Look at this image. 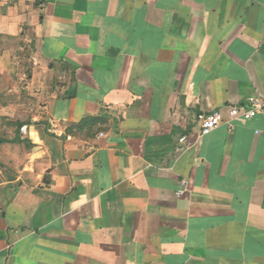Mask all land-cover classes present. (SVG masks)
<instances>
[{"label": "crops", "instance_id": "0c3cea01", "mask_svg": "<svg viewBox=\"0 0 264 264\" xmlns=\"http://www.w3.org/2000/svg\"><path fill=\"white\" fill-rule=\"evenodd\" d=\"M0 38V264H264V112L198 120L264 97V0H0Z\"/></svg>", "mask_w": 264, "mask_h": 264}, {"label": "rangeland", "instance_id": "374dc122", "mask_svg": "<svg viewBox=\"0 0 264 264\" xmlns=\"http://www.w3.org/2000/svg\"><path fill=\"white\" fill-rule=\"evenodd\" d=\"M22 44L23 49L20 51H17L15 53V60L17 61L18 64H20L23 67H29L31 64H33L34 60L32 58V51L30 46L27 43H24L23 41H14L12 39H2L0 38V45L4 46V47H13L14 45H18ZM24 43V44H23ZM0 46V47H1ZM23 70L26 71V69L24 68ZM26 75H28V72H25ZM20 93L17 95H10L8 97V102L9 104L6 106L8 107V111L11 113V115L15 112L16 110H19L20 108V115L22 116V119H17L16 120H12V126L16 127L19 123L23 122V123H29L30 121H27L26 118L29 116L28 114H30L29 112H31L32 110H36L37 108H39V106L37 105L36 108V103L38 102V100L36 99V96L33 95V91L28 89L26 86L24 88H20ZM35 92H37V90H35ZM39 93V92H38ZM41 92L38 94V98L40 97ZM42 99V98H41ZM20 105V106H19ZM19 112V111H17Z\"/></svg>", "mask_w": 264, "mask_h": 264}, {"label": "built area", "instance_id": "2783aa9c", "mask_svg": "<svg viewBox=\"0 0 264 264\" xmlns=\"http://www.w3.org/2000/svg\"><path fill=\"white\" fill-rule=\"evenodd\" d=\"M264 112V97L255 96L249 104L232 105L227 108V115L222 109L214 110L210 113L199 114L200 133L206 135L223 124H230L238 117L251 119L257 114ZM187 137L183 136L180 141L185 142Z\"/></svg>", "mask_w": 264, "mask_h": 264}, {"label": "trees", "instance_id": "16d2710c", "mask_svg": "<svg viewBox=\"0 0 264 264\" xmlns=\"http://www.w3.org/2000/svg\"><path fill=\"white\" fill-rule=\"evenodd\" d=\"M92 121V120H91ZM77 128H79V126H76Z\"/></svg>", "mask_w": 264, "mask_h": 264}]
</instances>
